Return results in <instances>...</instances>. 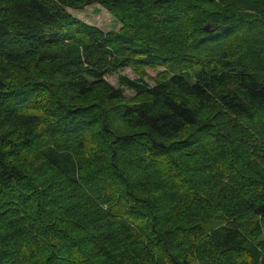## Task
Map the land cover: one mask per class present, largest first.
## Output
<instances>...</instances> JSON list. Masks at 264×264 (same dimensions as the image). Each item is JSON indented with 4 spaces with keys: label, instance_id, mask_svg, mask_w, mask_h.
<instances>
[{
    "label": "trees",
    "instance_id": "1",
    "mask_svg": "<svg viewBox=\"0 0 264 264\" xmlns=\"http://www.w3.org/2000/svg\"><path fill=\"white\" fill-rule=\"evenodd\" d=\"M0 264H264V0H0Z\"/></svg>",
    "mask_w": 264,
    "mask_h": 264
},
{
    "label": "rangeland",
    "instance_id": "2",
    "mask_svg": "<svg viewBox=\"0 0 264 264\" xmlns=\"http://www.w3.org/2000/svg\"><path fill=\"white\" fill-rule=\"evenodd\" d=\"M69 12L79 20L96 26L104 32L117 29L119 27L114 18L104 8L100 7L97 4L88 5L80 10L69 9ZM122 73L130 78L136 77L135 74L128 68L123 69ZM155 75V71L147 70V76L145 77V80L152 84V78ZM107 80L115 86L118 85L116 75L108 76ZM125 94L130 95V92H125Z\"/></svg>",
    "mask_w": 264,
    "mask_h": 264
}]
</instances>
